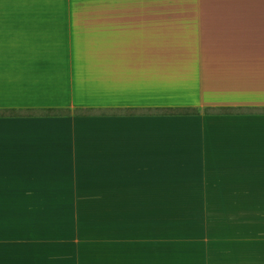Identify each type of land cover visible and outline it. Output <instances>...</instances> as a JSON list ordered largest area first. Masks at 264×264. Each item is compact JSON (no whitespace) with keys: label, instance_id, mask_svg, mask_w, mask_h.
<instances>
[{"label":"crops","instance_id":"0c3cea01","mask_svg":"<svg viewBox=\"0 0 264 264\" xmlns=\"http://www.w3.org/2000/svg\"><path fill=\"white\" fill-rule=\"evenodd\" d=\"M226 7L0 0V264H198L238 233L203 214L169 235L167 205L264 212V52L247 48L264 26ZM168 174L200 194L169 200ZM256 233L240 264H264Z\"/></svg>","mask_w":264,"mask_h":264},{"label":"rangeland","instance_id":"374dc122","mask_svg":"<svg viewBox=\"0 0 264 264\" xmlns=\"http://www.w3.org/2000/svg\"><path fill=\"white\" fill-rule=\"evenodd\" d=\"M175 0H152V4H178V3H187V4H213V5H226L230 8H225L226 11L231 12L233 8L236 13H239V8L241 5H249L255 8H260L258 11L259 19L257 20L259 29L264 26V0H176L175 3H169ZM211 2V3H210ZM226 12V13H229ZM225 13V12H221ZM233 13V14H236ZM216 22V21H215ZM223 23L219 22L216 24V28L213 29L217 32V29L222 28ZM234 30H231V26L228 31V36H240L237 30V25L233 23ZM264 29V28H263ZM258 29L250 30L256 31ZM237 33V34H236ZM208 35V32H206ZM217 36V33H215ZM224 33L221 37L224 38ZM219 39V38H218ZM239 39V38H238ZM249 42L247 48L250 49V52H264L262 46L259 43H264V33L259 35H252L247 37ZM208 40H204V45H207ZM256 42L255 46L250 45L251 43ZM208 44V49H209ZM202 51V52H209ZM216 51V50H214ZM219 51H224V48L221 47ZM224 114V113H221ZM205 175V178L208 179L210 174ZM169 178L164 180L167 187V197H171L169 200H174L175 202H180L183 198L194 197L200 194V189H193L191 185H197L203 181L199 180L197 174H168ZM240 183V179L237 181ZM176 184V185H175ZM223 202L214 203V204H204L203 206L207 207L208 211L202 210L201 205H190V204H169L166 206V220L164 222V230H169V235H179L180 233L191 231L190 229L194 226V223L202 222V216L207 217V222L209 225V231L213 233L216 237L218 235L223 238L227 232L238 233L231 235L236 241L231 243H211L210 249L211 254L203 259L201 256L198 258L201 264L206 262L207 264H240L241 260V239H240V230L242 226H246L249 229L253 228L260 236H264V212L258 214L250 215L249 219H246L242 222L241 215V205L240 203H224L225 199H217ZM252 205V204H250ZM255 210L258 206H250ZM167 226V229H166ZM256 233V236H257ZM263 243H260L262 245ZM169 246H174V244H169ZM179 250V249H177ZM176 250V251H177ZM1 252V249H0ZM170 250L168 256L170 255ZM199 254V253H198ZM188 259V258H187ZM1 260V257H0ZM196 261V260H195Z\"/></svg>","mask_w":264,"mask_h":264},{"label":"trees","instance_id":"16d2710c","mask_svg":"<svg viewBox=\"0 0 264 264\" xmlns=\"http://www.w3.org/2000/svg\"><path fill=\"white\" fill-rule=\"evenodd\" d=\"M182 112H185V113H187L188 111L184 110V111H182ZM194 112L196 113V111H195V110H194Z\"/></svg>","mask_w":264,"mask_h":264}]
</instances>
